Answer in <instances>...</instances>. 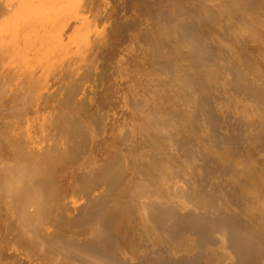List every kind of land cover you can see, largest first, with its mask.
Masks as SVG:
<instances>
[{
    "label": "bare ground",
    "instance_id": "obj_1",
    "mask_svg": "<svg viewBox=\"0 0 264 264\" xmlns=\"http://www.w3.org/2000/svg\"><path fill=\"white\" fill-rule=\"evenodd\" d=\"M0 264H264V0H0Z\"/></svg>",
    "mask_w": 264,
    "mask_h": 264
}]
</instances>
